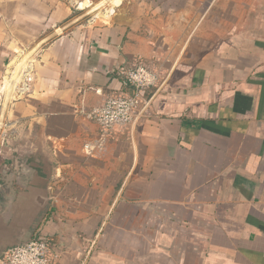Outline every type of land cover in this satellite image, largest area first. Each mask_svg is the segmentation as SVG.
<instances>
[{
	"label": "crops",
	"instance_id": "crops-1",
	"mask_svg": "<svg viewBox=\"0 0 264 264\" xmlns=\"http://www.w3.org/2000/svg\"><path fill=\"white\" fill-rule=\"evenodd\" d=\"M12 2L0 0V252L41 228L56 264H105V233L148 231L151 250L183 251L165 264H264V0L116 5L104 21ZM138 59L161 82L87 153L99 125L82 111L127 92Z\"/></svg>",
	"mask_w": 264,
	"mask_h": 264
},
{
	"label": "built area",
	"instance_id": "built-area-1",
	"mask_svg": "<svg viewBox=\"0 0 264 264\" xmlns=\"http://www.w3.org/2000/svg\"><path fill=\"white\" fill-rule=\"evenodd\" d=\"M121 73L125 77L127 92L109 95L101 105L82 111L99 125L96 140L84 145L87 153L104 149L117 129L135 121L145 104L147 89L162 80L160 69L141 59L122 69ZM60 252L58 245L37 228L29 240L0 252V264H56Z\"/></svg>",
	"mask_w": 264,
	"mask_h": 264
},
{
	"label": "rangeland",
	"instance_id": "rangeland-1",
	"mask_svg": "<svg viewBox=\"0 0 264 264\" xmlns=\"http://www.w3.org/2000/svg\"><path fill=\"white\" fill-rule=\"evenodd\" d=\"M175 0H121L119 4H116L114 0H13L11 4L8 5H63L67 7H82L89 5V10L92 15L89 16L97 19L98 21H104V14L107 10L112 8L116 10L115 5H151L155 3H161L164 5H177ZM179 1V0H177ZM181 1V0H180ZM159 3V5H161ZM62 7V6H61ZM94 7H99L96 10H93ZM11 10L10 7L7 9ZM48 12V7L46 8ZM14 14H17L14 9ZM10 76V75H8ZM11 79V77H5V85ZM16 83V82H15ZM15 90V89H14ZM7 91V88H5ZM2 96V95H0ZM131 222L130 218H126L124 223L127 225ZM154 225V220L152 221ZM166 225V217L159 216L158 226L162 227ZM148 226V224L146 225ZM149 227V226H148ZM165 236V235H163ZM154 233L149 234L148 231L143 233H126V234H106L103 238L102 243L105 244V264H165L167 260H173L175 263L180 262L182 259L181 249L175 250L169 247L168 249H158L151 250L149 248L150 242L153 241ZM187 236L182 234H177L175 241L182 243L186 241ZM98 241V240H97ZM96 241V242H97ZM186 262L193 264H198V261L195 259L197 256L189 252L185 254ZM195 258L193 259V257ZM186 263V264H187ZM170 264H174L173 262Z\"/></svg>",
	"mask_w": 264,
	"mask_h": 264
},
{
	"label": "bare ground",
	"instance_id": "bare-ground-1",
	"mask_svg": "<svg viewBox=\"0 0 264 264\" xmlns=\"http://www.w3.org/2000/svg\"><path fill=\"white\" fill-rule=\"evenodd\" d=\"M115 1V3L116 4H119L120 3V1L121 0H114ZM89 5H87V6H85V7H88ZM116 6V5H115ZM99 7H94V9L93 10H96V9H98ZM111 13H114V9H113V7L112 8H110V9H108L107 10V12H106V14H104V17H108V15H110ZM18 61V60H17ZM18 64V63H17ZM22 67V66H21ZM21 67L16 71V73L14 74V76H13V78H12V80L10 81H8L7 82V86L8 87H10L9 88V91H8V94H9V96L12 94V91H13V89H14V87H15V82L18 80V78H19V73H20V69H21ZM9 84H11L10 86H9ZM6 86V87H7ZM8 89V88H7ZM15 92V91H14Z\"/></svg>",
	"mask_w": 264,
	"mask_h": 264
},
{
	"label": "water",
	"instance_id": "water-1",
	"mask_svg": "<svg viewBox=\"0 0 264 264\" xmlns=\"http://www.w3.org/2000/svg\"><path fill=\"white\" fill-rule=\"evenodd\" d=\"M18 244V243H17ZM15 245V244H14ZM11 246V245H10ZM9 247V246H8Z\"/></svg>",
	"mask_w": 264,
	"mask_h": 264
}]
</instances>
